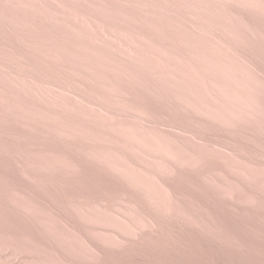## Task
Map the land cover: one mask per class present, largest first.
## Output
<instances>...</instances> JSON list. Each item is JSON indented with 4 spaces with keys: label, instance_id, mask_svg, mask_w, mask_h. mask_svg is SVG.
<instances>
[{
    "label": "rangeland",
    "instance_id": "obj_1",
    "mask_svg": "<svg viewBox=\"0 0 264 264\" xmlns=\"http://www.w3.org/2000/svg\"><path fill=\"white\" fill-rule=\"evenodd\" d=\"M0 264H264V0H0Z\"/></svg>",
    "mask_w": 264,
    "mask_h": 264
}]
</instances>
